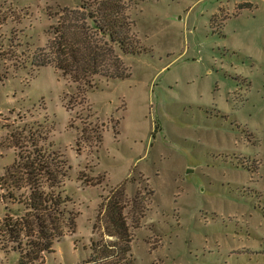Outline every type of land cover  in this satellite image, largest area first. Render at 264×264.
<instances>
[{"label": "rangeland", "instance_id": "obj_1", "mask_svg": "<svg viewBox=\"0 0 264 264\" xmlns=\"http://www.w3.org/2000/svg\"><path fill=\"white\" fill-rule=\"evenodd\" d=\"M81 2L0 0V182L22 159L16 137L45 145L67 162L76 217L28 264L88 259L118 189L149 206L139 225L125 211L139 264H264V0H128L142 48L116 47L127 78L93 86L33 62ZM3 243L0 264H23Z\"/></svg>", "mask_w": 264, "mask_h": 264}, {"label": "trees", "instance_id": "obj_2", "mask_svg": "<svg viewBox=\"0 0 264 264\" xmlns=\"http://www.w3.org/2000/svg\"><path fill=\"white\" fill-rule=\"evenodd\" d=\"M127 1L82 0L78 7L63 9L52 28L51 43L36 52L33 62L40 67L55 65L74 81H85L89 86L94 85L92 78L96 75L127 78L116 47L129 54L142 48L127 12ZM19 138L16 137L22 159L2 176L10 182H0L7 191L0 194L6 205L4 217L0 218V241L6 248L18 250L22 263L28 264L54 252L55 239L64 234L65 228L75 226L76 217L64 207L67 197L60 190L66 177V160L45 145L25 149ZM23 140L24 144L26 136ZM26 185L27 190L21 192ZM9 202L22 204L23 212L15 215ZM148 208L139 191L129 200L124 190L114 192L102 204L98 216V227L104 229V236L91 239V255L80 264H139L125 211L128 209L139 225Z\"/></svg>", "mask_w": 264, "mask_h": 264}, {"label": "crops", "instance_id": "obj_3", "mask_svg": "<svg viewBox=\"0 0 264 264\" xmlns=\"http://www.w3.org/2000/svg\"><path fill=\"white\" fill-rule=\"evenodd\" d=\"M260 1V0H259Z\"/></svg>", "mask_w": 264, "mask_h": 264}]
</instances>
